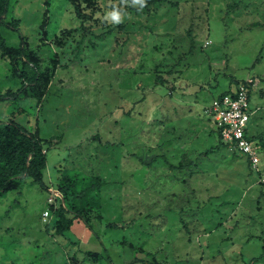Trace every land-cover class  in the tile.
I'll list each match as a JSON object with an SVG mask.
<instances>
[{
  "label": "rangeland",
  "instance_id": "rangeland-1",
  "mask_svg": "<svg viewBox=\"0 0 264 264\" xmlns=\"http://www.w3.org/2000/svg\"><path fill=\"white\" fill-rule=\"evenodd\" d=\"M148 1L76 0L79 18L68 0H10L1 34L17 48L25 38L50 80L0 102V123L45 142L48 189L26 179L0 196V264H264V152L250 170L205 113L252 78L249 134L264 140V0L137 10ZM23 70L0 54V94L27 84ZM58 186L90 227L79 219L61 236L43 222Z\"/></svg>",
  "mask_w": 264,
  "mask_h": 264
},
{
  "label": "trees",
  "instance_id": "trees-1",
  "mask_svg": "<svg viewBox=\"0 0 264 264\" xmlns=\"http://www.w3.org/2000/svg\"><path fill=\"white\" fill-rule=\"evenodd\" d=\"M68 1L73 6L77 17L83 18L76 0ZM158 2L159 0H150L144 5L140 4L137 10H142L144 7L154 6ZM9 3L10 0H0V54L9 56L12 60L23 61V65L28 70L32 71V74H30V77L28 78L24 70L22 73H17V71L15 74H18L21 78L29 79L27 84L17 93L0 94V102L9 99L10 96L18 95L21 92L26 95L28 90L36 91L40 86L41 89H44L50 80L41 71L36 56L33 54V51L28 48L25 38H22V44L17 48L10 46L2 36L1 28L11 27V24L6 23L5 21V17L9 10ZM189 36L191 40V50H193L194 40L190 33ZM226 93L227 92H223L222 95ZM258 138L264 152V140L260 137ZM218 140L220 143L219 145L226 148L219 136ZM44 144L45 142L40 140L38 136L29 132L25 127L14 120L9 121L8 123H0V196L6 195L9 192L19 191L26 179H31L41 188L48 189V186L44 182V172L47 168V152L44 150ZM109 145L112 144L107 142L106 146ZM217 148H219V146L215 149H209L203 153V156H208L214 153ZM193 164V162L188 164L182 163L178 167L172 166L171 168L186 170ZM248 167L251 170L249 164ZM104 186L105 184L97 179L84 189L79 196L84 197L86 193L100 190ZM58 190L63 197L65 206L61 204L57 209L51 208L54 216V228L56 229V232L63 236L71 230L75 221L79 219L83 220L87 227H90L80 210L71 203L68 196L69 190L66 187L60 186H58ZM122 227V225L116 223H109L107 225V228L110 229H121ZM91 255L94 257L99 256L98 253H92ZM137 261L138 260L135 259L134 262Z\"/></svg>",
  "mask_w": 264,
  "mask_h": 264
},
{
  "label": "built area",
  "instance_id": "built-area-1",
  "mask_svg": "<svg viewBox=\"0 0 264 264\" xmlns=\"http://www.w3.org/2000/svg\"><path fill=\"white\" fill-rule=\"evenodd\" d=\"M257 81L247 79L228 89L226 94H220L206 107L205 113L212 122L213 128L222 143L235 155L246 159L251 170L259 173L262 170L263 148L254 143L249 134V126L253 117L260 111V106H252V96ZM49 208L43 213V222L51 224L54 219L51 208L65 206L58 189H49Z\"/></svg>",
  "mask_w": 264,
  "mask_h": 264
},
{
  "label": "clouds",
  "instance_id": "clouds-1",
  "mask_svg": "<svg viewBox=\"0 0 264 264\" xmlns=\"http://www.w3.org/2000/svg\"><path fill=\"white\" fill-rule=\"evenodd\" d=\"M136 2H141V0H136ZM111 19L114 20L115 22H119L120 21V15L119 13H111Z\"/></svg>",
  "mask_w": 264,
  "mask_h": 264
},
{
  "label": "crops",
  "instance_id": "crops-1",
  "mask_svg": "<svg viewBox=\"0 0 264 264\" xmlns=\"http://www.w3.org/2000/svg\"><path fill=\"white\" fill-rule=\"evenodd\" d=\"M49 181H50V182L52 181V179H51L50 176H49ZM53 188H54V187H53ZM48 199H49V198H48ZM46 210H47V209H46ZM46 210H45V211H46ZM73 227H74V225L72 226V228H73ZM72 228H71V229H72ZM92 239H93V238H91V239H89V240H92ZM73 262H74V261H73Z\"/></svg>",
  "mask_w": 264,
  "mask_h": 264
}]
</instances>
